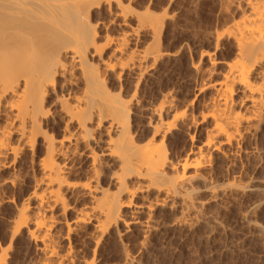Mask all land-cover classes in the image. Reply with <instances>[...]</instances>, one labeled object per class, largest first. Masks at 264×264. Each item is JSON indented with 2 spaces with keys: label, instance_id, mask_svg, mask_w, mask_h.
Instances as JSON below:
<instances>
[{
  "label": "bare ground",
  "instance_id": "bare-ground-1",
  "mask_svg": "<svg viewBox=\"0 0 264 264\" xmlns=\"http://www.w3.org/2000/svg\"><path fill=\"white\" fill-rule=\"evenodd\" d=\"M130 2L131 0H0V173L13 171L11 172L12 176L9 174L10 176L8 175L7 178H0V193L5 192L4 189L9 186L20 189V191L18 190L19 195L14 192L15 194H11V197L9 195V197L5 195L4 198L0 197V204L12 205L15 209V216L13 215L11 224H8L10 225V235L8 234L10 243L8 242V244H11L19 234L18 237L25 234L26 241L29 239L36 245L39 250L37 251L44 255L42 257L46 256L50 258L49 260L56 257L58 249L55 246H59L55 245L57 243L54 244V239L59 241L58 237L61 235L57 234L58 237H56L55 232H51L52 224L56 226L58 219L57 222H54L53 215L50 217L49 213H52V209L58 206L61 208L58 210H63L62 214L70 210L76 216L75 220H72L74 221L72 224L64 222L69 236L71 232H79L78 229L81 226H86L88 229L91 223L95 222L92 234L90 235L91 231L89 232V240L94 241L95 246L97 242L100 243L99 238L102 237L104 231L106 232L110 226L111 228L116 227L119 223H123L126 231H129L132 226L136 227L141 231L140 233L144 232L143 235L141 234L144 238L145 233L159 227L157 226L159 223L156 225L157 221L155 222L153 219L155 207L163 209L167 206L171 209L177 207L181 219L178 217V220H174L189 228V225H195L194 221H197V217L201 215V211L198 210L199 205L193 198L196 194L195 189L194 195L193 190L190 191L192 185L195 186L197 180L203 182V186L207 188L205 190H210L215 185L212 180V182L209 180L212 183V186L210 185L207 181L209 178H206V175L201 171L202 168L208 167L214 154L226 159L225 161L230 164L232 161L234 163V159L238 157L235 155L239 153L237 151L240 149L238 150L237 147L241 145L240 143L261 129L264 122V0H246L244 5V2L242 6L238 2L236 5L238 3L237 10L241 9L242 14L248 11L249 15L247 16L245 13L240 22H237L239 19L233 20L235 27L231 26L234 25L231 22V25L228 24L229 27H233V30L225 26L231 31L226 28L229 33L225 32L226 29L223 32L228 35L231 32L229 38L232 36L233 39H230L234 42V46L229 47L233 48V51H230L232 58L224 63L227 69L220 74L219 81L206 86L202 77L200 78L199 65L193 66L195 76H199L201 79L199 84L201 85L202 82L204 84L203 88L201 87L202 90L207 89L212 92V96L211 93L209 94L211 96L208 98L209 100L206 98L208 102L205 99L206 104L203 103L204 106L201 107L205 109V112L202 111L204 114L201 113L202 122H206L205 125L208 124L205 129L200 128L203 133L197 130L204 136L203 143L201 145L198 143L200 146L195 145L194 138L196 137H193L195 134H191L192 137L189 141L192 148L189 156L186 154L187 159L184 157V162L178 159L181 164L172 160L177 165L179 164L178 166L170 160L173 157L166 153L165 138L171 140L168 135H172L173 132L175 134V131L193 132L190 130L193 123L195 126L197 125V128L199 127L198 121L197 124L195 123L194 113L192 111L193 115L188 113L190 112L189 106V111L185 110L187 105H183L185 103L182 102L181 104L185 108L174 107L171 96L170 99L167 98L169 95L161 97L164 101L158 100L163 102L156 104L160 105L159 107L151 105L154 108L150 107L147 112L149 122H147L146 128L150 129L149 133L146 128L144 129L147 131L146 136L149 135L146 138L145 134L141 135L140 141V138L134 140L131 136V134L134 135L131 133L132 119V124H130L132 106L129 103H132L131 100L136 93L133 91L134 97L129 98L130 102L124 101L123 95L119 93L114 95L112 88V92L110 91L107 81L112 80L108 79L111 75L119 81L121 77L123 78L122 75L127 74L129 77L139 78L137 80L140 82L143 67L144 70L147 68L142 66V60L145 58V53L148 52H142L143 56H141L140 53H137L138 50L142 51L141 47L133 50L135 46H131V49L128 42L138 41L139 32L137 33V31H140L138 29L141 27L143 29V26H146L147 30L149 28L152 37L156 36L155 30L158 34V30L163 28L160 25L161 22L156 19L162 21L164 17L154 16V13L148 12V7L147 9L145 7L147 11L143 9L137 13L138 10L135 12L136 9H132L134 3ZM229 4L231 5V2ZM230 5L227 6L230 7ZM228 9L226 10L229 12ZM105 16L113 18L110 17L105 21ZM130 19L135 21V26L137 25L134 27L136 32L133 30L126 33V30L122 29L121 32L119 29L122 33L121 36L120 33H118V37L113 36L114 33L111 32V36L106 34L107 21L111 23L109 20H113L114 23L118 22V27L125 28L128 27ZM163 22L162 24H164ZM137 23H141L142 26L140 27V24ZM162 28L159 32L163 30ZM102 29H105L106 35L103 34L104 32H100ZM146 29L144 28V31H147ZM153 31H155L154 35ZM223 33L220 34L223 35ZM102 34L105 37H102ZM146 34L144 33L148 37ZM160 34L157 35L156 41L160 42L158 40ZM217 34L216 37H219V32ZM221 37L223 36L220 35ZM216 39L218 40L216 43L220 42L218 38ZM102 40L103 42H101ZM150 41L151 45L153 43L156 46L154 44L157 43L156 41L153 39ZM148 46L152 47L150 44ZM155 46L152 48L156 50ZM149 47L148 50L151 52L152 48ZM145 49L147 46L143 51ZM107 51H109V55L106 57ZM159 52L155 51L154 55ZM149 54L151 58L154 57L153 54ZM161 55L160 53V57ZM156 58L159 57L156 55ZM156 60L153 61L157 63ZM208 61L213 67L217 64L211 56H208ZM154 66L151 65L150 68L153 69ZM137 80L134 83H137ZM118 83L122 84L123 82ZM134 85V90H136L137 84ZM119 90L121 89L119 88ZM198 93L200 92L198 91ZM165 94L168 93L162 95L165 96ZM143 111L144 114L146 110ZM51 118L57 124L56 128L51 126V128L54 127L52 130L48 128L47 124L48 119ZM148 118L146 117V119ZM54 120H52L53 123ZM100 128L103 129V137L102 134H99L101 133ZM182 135L186 136L187 134L183 132ZM176 137L180 138V136ZM80 159H83L84 163L80 162L82 164L77 166L78 163L76 164L75 161L79 162ZM17 163L31 169L29 173L32 171L33 175H31L32 173L29 174L31 176L27 173L19 177L15 175L20 171L14 172ZM17 168L19 169V167ZM34 169L38 171V174L34 173ZM75 175H81L84 180L77 181L79 183L77 184L73 179L74 183H72L71 179L75 178ZM77 177L76 179H78ZM26 178L30 180L31 187H22ZM216 185L212 190L216 189ZM218 190L220 191V188ZM150 192H153L155 197L151 196ZM149 194L151 198L154 197V202L151 198L148 199ZM68 195H70L69 198L74 197L77 202L78 200L83 201L82 207H73L75 205L73 203L72 207L68 205L69 198H66ZM134 198L140 199L138 201L141 202H133ZM71 199L73 200V198ZM32 201L35 202V206L32 205ZM124 209H129V221L122 219ZM175 210L173 209V211ZM193 217H196L194 221ZM157 230L160 231V229ZM88 231L89 229L85 232ZM68 232H66V238ZM85 232L83 231V233ZM131 232L133 231L131 230ZM51 233L55 234V238ZM77 235L79 237L83 235L81 238H84V234ZM85 238L88 239V236ZM143 238L140 243L147 241ZM16 240L15 238L14 241L16 242ZM70 244L69 247L72 248L73 246ZM1 245L0 247H2ZM3 250L0 249V260H2V254L5 253L7 256L6 251L2 252ZM6 250L8 251L7 248ZM94 250L92 252H95ZM75 251H64V254L66 252L69 253V256L70 252L77 254ZM59 252L62 253V250ZM60 253L59 255H61ZM79 253L81 252L79 251ZM125 253L127 254V252ZM96 254L95 256H97ZM124 256L126 258V255ZM62 257L64 256L62 255ZM125 258V263H133H130L131 260H129L132 257ZM73 259L74 257L69 262L67 260L68 264L72 263ZM92 259L94 260V258ZM61 260L57 261L58 264L61 263ZM6 261L7 259L1 264ZM44 261L42 260L43 263L40 264H44ZM47 261L48 259L46 263ZM62 262L67 264L65 259ZM87 264H91V260Z\"/></svg>",
  "mask_w": 264,
  "mask_h": 264
},
{
  "label": "rangeland",
  "instance_id": "rangeland-1",
  "mask_svg": "<svg viewBox=\"0 0 264 264\" xmlns=\"http://www.w3.org/2000/svg\"><path fill=\"white\" fill-rule=\"evenodd\" d=\"M227 1L229 0H135V1L131 0L130 2L131 4L132 2L134 3L133 6L132 5L131 6H132V9L133 8L136 9V10L133 9L135 12L138 10L137 13L139 11H143L145 7L146 9L148 7L147 9L148 12L151 11L150 13H154L153 14L154 16L155 15L157 17L161 16L159 18L164 17L162 21H159L161 19L159 20L156 19L158 22H161L160 25L163 26V28L161 27L163 29L161 32H159L161 28L158 30V34L161 33L160 35L162 36V38L159 35L160 39L158 40H160V42L156 41V37L158 35L157 30H155L156 36L152 37L151 36L152 32L150 31L151 32L150 34L148 27H147L148 30L146 29V26L145 27L143 26V29H142L141 23H137V24H140L139 26L141 27L142 31L144 33H147L146 35H148V37L144 35L141 29H138L140 30V31L136 30L137 33L139 32L138 41L136 42L134 40L133 42L130 41L131 44L128 42V46H130L131 49L132 47L135 46V49L133 50H137L141 47L140 49L142 51H139V50L137 51L138 54L140 53L139 55L143 56L142 52H148V53H145V55L151 53V55L153 54L154 57L151 58L150 54L146 56L144 55L145 58L142 60V66L144 65L145 68L146 67L147 68L145 69L146 70L145 71L143 67L144 74L142 72V77H140L141 78L140 82H138L137 80L139 78H134L133 76H130L131 77L130 78L129 75L124 74L122 75L123 78L122 77L120 78L121 81L120 80L118 81V79L113 78L112 75H111L112 77L109 76L108 79L111 78L112 80L113 79L114 80L113 81L111 79H110L111 81L108 80L107 84L111 92L113 89L114 95L115 94L118 95V93L123 95L124 101H129L135 95V97L131 100L132 103H129L131 104L130 106H132L131 107L132 111H130L131 112L130 124L133 123L131 125V133H133L134 135L131 134V136H133L132 138L134 140L135 139L138 140V138H140L139 139L140 141L141 135L144 136L145 134L144 136L145 138L149 135L148 134L146 136V132L148 131L147 133H149L150 131V129L147 130L148 127L146 128L148 124L147 122H149L148 121L149 115L147 114V112L150 110V107L151 108L153 106L159 107L160 105H156V104L163 103V102L162 103L159 102L161 100L164 101V99H161V97H166L169 95L167 97L169 98L171 96V99H173L172 102L174 103L173 106L176 108L182 107L180 109H183V107L185 108V106L183 105H187L186 106L187 108L189 106L190 112L188 113L192 115L194 113L193 115L194 119L196 118L195 123L197 124V121H198L199 128H197V125L195 126L193 123V127L191 126L190 130H193V132L195 133H193L192 131H189V132L188 131L186 132L185 131H175V134L173 132L172 135L171 134L168 135V137L171 140H167V137L165 138L166 141L164 140L165 141L164 143L166 142L167 143L165 144L164 147L165 148L167 147L165 149L167 150L166 151L167 155L169 154L168 156H170L171 154V156L173 157V159H170L171 161L174 160L179 163L180 161L178 159H181V162H184L185 161L184 157L186 158L187 156H189L190 149L192 148L191 142L189 141L190 137H192L191 134H195L193 136V137H196L194 138L196 140L195 145L198 146L199 145L198 143H200L201 145L204 141L202 129H205V127L208 124L205 125L206 122L205 123L202 122L201 113L204 114L205 109L204 108L202 109L201 107H203L206 104L205 99L206 98L208 99L212 96V92L207 91V89H203L205 90L203 91L202 85L206 84L207 86L209 83L214 84V82L219 81V79L221 78L220 74L226 71L225 69L227 68L224 63L228 62L229 59L231 60L232 58L231 52L233 51V48H229V47L234 46L233 44L234 42L231 41V39H233L232 36L230 37L231 39L229 38V35H231V32L228 35L229 33L228 30L231 31V29L233 30V27H235L233 20L239 19V21L237 22H240V19L243 18L244 14L248 12L246 11L245 13L243 12L242 14L241 9L237 10L238 3L239 5L241 4L242 6V3L244 2L243 3L244 5L246 0L245 1L243 0L235 1L234 0L235 2L231 0L229 1V3L231 2V5L227 3ZM236 2H238L237 5H236ZM226 4L228 6L230 5V7H228ZM234 6L236 7V9L234 8ZM227 8H229L228 10L230 13L226 10ZM145 10H144V13L147 11ZM246 15L248 16L249 14L247 13ZM107 17L106 16L104 17L105 21L106 19L108 20L110 17L111 19L113 18L112 16L110 17L107 16ZM133 19L136 20L135 18ZM133 19L129 20L128 27H125V28L118 27V22L114 23L113 20H109L111 21V23L107 21L106 24L108 25H106V31H107L106 34L111 36L114 33L113 36L115 35V37H118L119 36L118 33H120V36L122 35L121 33L122 29L123 31L126 30L125 31L126 33L127 31L129 32L130 31L132 32L133 30L135 31L134 27H136L137 25L135 26L136 23ZM162 22L164 24H162ZM230 22L234 25H231ZM228 24H230L233 27L232 28L231 26L229 27ZM160 25H157V26L160 27ZM102 28H105V27H102ZM144 28L147 31H144ZM119 29L121 30V32ZM235 29L236 28H234V30ZM224 30L225 32L226 31L228 32L226 33L227 35L223 33ZM106 31L105 29L104 30L102 29V31L100 32L101 33L104 32L103 34L106 35L105 34ZM155 31H153V35ZM217 32H219V34L223 33V35L220 34L223 37L220 38V35L219 37L218 36L216 37V35H218ZM103 34H102V37H105ZM224 35L226 36L224 37ZM216 38L218 39L220 38L219 39L220 42L216 43L218 41ZM152 39L157 42V43H154L156 44V46L153 45V43L151 45L150 40ZM227 39H229L231 42ZM101 42H103V40ZM147 43H149L150 46L152 47L155 46L159 48L160 52H159V49L157 48L155 50V48L149 47L148 46L149 44ZM145 45L147 46V49H145L146 51L145 50L143 51V49L146 48ZM148 47L152 48L150 49L152 50L151 52H149ZM155 51L156 53L159 52L158 53L159 55L158 54L156 55L160 59L159 58L158 59L156 58L157 60L155 59V56H156L154 55ZM107 53L108 54L106 55V57L109 55V51H107ZM160 53L162 54L161 57H160ZM208 56H211V58L214 59V61H216L217 64L214 67L208 61ZM152 59L156 60L157 63L154 62ZM143 62L145 63L143 64ZM149 63L152 66L155 65L154 67L156 68L157 71L155 70L154 67H153L154 70L150 68L151 65ZM194 65H199V68L201 69L200 78L202 77L201 79H203L202 81L204 82V84H202L203 82L201 83V85L199 84L201 82V79L199 78V76H195L196 74L194 73V70H193ZM125 76H126V79H125ZM136 80H137V83H134L136 82ZM118 82L120 83L123 82V83L119 84ZM133 83L137 84L136 90H134L135 85ZM119 85H121L122 87H120ZM198 85H200V87H198ZM119 88L121 90H119ZM197 88H201V89H197ZM133 91L136 94H134ZM198 91L200 93H198ZM160 92L162 94L163 93H168V94L167 95L165 94L164 96ZM181 102L185 104L182 105ZM179 103L181 104V106H179L180 105ZM175 104L176 105L179 104L178 105L179 107L176 106ZM50 108H53V107H50ZM187 108L185 110L189 111V108L188 110ZM180 109L178 110L180 111ZM142 111L144 112V114L142 113ZM144 115L148 119H146ZM131 119H132V123H131ZM52 120L54 119L52 118L48 119V123H47L48 128H50L51 130L54 127L56 128L57 126V124L55 123V120H54V123ZM201 123L202 125L204 124L205 126L203 125L202 127ZM52 125L54 127L51 128ZM132 126L134 129L132 128ZM144 128H146L147 131H145ZM260 128L261 129H259L257 133L252 135L253 137L252 136L247 137L245 139L246 141L244 140L240 143L241 145L239 144L240 146H238L237 149L238 150L240 149V150L237 151L239 153L235 155L238 157L234 159L235 161L234 163L232 161V163L230 164L229 162L225 161L226 159L220 157L217 154L216 155L214 154L215 156L213 155V157H211L212 158L211 163L212 162L213 163L212 164L210 163L208 167H205L204 169L202 168L201 171L206 175L205 177L209 178L207 181L209 182V180L210 181L212 180L213 183H215V185L217 184L216 185L217 192H215L216 189L212 190L215 188V185L212 186L211 185L212 183L210 182L209 183L212 186V188L210 187L211 191L209 189L205 190L207 188L203 186V182L201 183L200 180L195 181L196 182L195 186L192 185L193 187H196V188L192 187L190 191L193 190L192 193L194 195V189H195L196 194L195 196L193 195L192 196L194 198V201H196L199 205L198 206L196 204L198 206V210L201 211L200 212L201 215H199L200 218L198 216L197 221L196 220L194 221L196 217L195 218L193 217L192 219L195 222V225L193 224L194 226L191 224L189 225V228H188V226L185 225L187 227L186 228L184 225L182 226V223L180 224L179 221H176L179 218L181 219L180 217L181 214L180 213L178 214L179 209H177V207L176 208L172 207V209L169 208L168 206L167 208L164 207V209L162 207L161 208L155 207L154 208L155 210L153 212V214L155 213V215L153 216H155L156 218L153 217V219H155L154 220L155 222L157 221L156 225L159 223L157 226L160 227L162 225L160 228L157 227V229H160V231L155 228L154 231L149 232L151 234L145 233L146 236L144 234L145 237L143 238L142 235L144 232L140 233L141 231H139V229L132 226V228L129 229L130 232L127 230L129 232L128 233L125 230L126 228L123 225V223H119L118 225H116V227L111 228L110 226L106 232L104 231L103 233L105 234L104 236L103 234H102V237L100 236V238L97 236L99 238L100 243L97 242V245L99 246L97 245L95 246V243H93L94 241L89 240V237H90L89 232L91 231L90 233L91 235L93 231V223L95 222L91 223L92 229H91L90 224H89L90 226L87 225L89 226V228L87 227L89 229L88 232H85L86 230H88L86 229V226L85 227L81 226L82 228H85L83 231L86 234L83 233V231L81 230L82 228L80 227L78 229L79 232L78 231L76 233L71 232L69 236V232L66 226L64 225V222L65 224L66 222H68V224L70 223L72 224L74 222L72 220L73 219L75 220L74 217L76 216L74 215V213L70 212V210H67L65 211V214H62L63 210H58V208L61 209L59 206L56 208L54 207L52 209V213H49V215L50 217L53 215L52 218L54 217L55 219L54 222H57V219H58V222H57L58 224L56 223L57 224L56 226L52 224L53 226L51 228V232L54 231L56 234V237H58L57 234H60L61 237L59 236L58 238L60 239L62 238L61 241L60 239L58 241L55 238V234L53 235L54 232L51 233L55 238L54 244L57 243L55 245L59 246V247L55 246L58 249V250L56 249L58 252V255H57L58 257L56 256L52 258L55 260L56 262L55 263L54 260L51 259L53 261L52 262L51 260H49L50 258L46 256L42 257L44 255L38 252L39 251L38 247L34 245L31 241H29V239L27 240L29 242L26 241L27 237L26 238L24 237L25 234H21L24 238L22 236L18 237L20 235L19 234L17 237H15L17 239L16 242L14 241L15 240L14 238L11 244H8L9 242L8 238L10 239L9 237L10 225L8 224L9 223L11 224V220H13L12 218L15 216L14 215L15 209H14V206L12 207V205L9 206L6 204H0V245L3 242L1 245L2 247H0V249L3 250L5 248L2 252L4 253V251H6V255H7L5 256V253L1 255L2 260H0L1 261L0 264L3 263L6 259L8 262L6 261L5 263L7 264H40L42 260L44 261L45 258L46 260L48 259V261H50L49 264L50 263L58 264L57 261H59V259H62L61 263L59 264H64L62 262L63 259H65L66 262L67 260L69 262V260H72V257H74L73 260L75 261V263L73 261L72 263L70 262L69 264H73V263L74 264H77V263L87 264V262L90 263V260H91V264L92 263L94 264H127L124 262L125 261L124 255H126V258L128 256L132 257L129 259L131 260L130 263L133 262L132 264H264V122L262 123ZM50 129H48V131L51 132ZM102 130L103 129L100 128L99 131L101 133L99 132L98 133L102 134L103 133ZM197 130H200L202 133L200 134L199 133L200 131H197ZM97 131H95L96 134H97ZM183 132L184 134L185 133L187 134L186 136H188L189 133L190 135L186 137L185 135H182ZM175 135L178 137L180 136V138L178 139ZM103 136L104 135L102 134V137ZM200 136H202L203 138ZM144 137L142 138L144 139ZM175 139H177L178 141H176ZM199 139H200V142H199ZM250 151L252 152V154ZM80 160L81 161L79 162H77L78 160L75 161L76 164L78 163L77 166L84 163L83 159H80ZM19 164H22V163L19 162ZM19 164L17 163L15 165L16 170H14V172L15 171L17 172L19 170L21 172L19 171L20 174L17 172V174L15 175H17L18 177L26 173L28 175L32 173L31 175H33L32 171L29 173L31 169H27L26 166L24 167L22 166L23 164L21 166ZM174 164L177 165V163H174ZM17 167H19V169ZM34 170H33L34 173L38 174V171L36 169ZM190 171L192 170L190 169ZM11 172L13 171L11 170L2 171L0 173V178H7L9 174L12 176L13 173ZM80 176L81 175H75L74 176L75 178L71 179L72 183L84 180V178L81 176L82 177L81 179ZM76 177L78 179H76ZM73 179H75L74 182H73ZM29 182L30 180L26 178L25 184L22 187L24 188L31 187L32 185ZM105 183H108V182H105ZM77 184L79 183L77 182ZM105 185L108 186L107 184ZM135 187L137 186L135 185ZM218 188H220V191L218 190ZM13 189L14 188H12L11 186H9L8 188H5L4 189L5 192L2 191L0 193V195L2 194L0 197L1 198H4L5 196L9 197L11 194L13 195L15 193L16 195L20 194L19 193L20 189H14L15 191ZM224 191L226 192L224 193ZM150 193H151V196L154 195L153 192H150ZM69 196L70 195H68L66 198H69ZM148 196H147L148 199L151 198L150 194ZM154 197L151 198L153 202L155 201ZM71 198H73V200L76 201V199L71 196L69 198V201L67 199L68 205H71L73 203L75 204V205L72 204L73 207L78 208L79 206L82 207L81 205L84 204L83 201H79V200L78 202L76 201L74 203V201ZM135 199L136 201H134ZM138 200L140 199L134 198L132 201L136 203ZM138 202H141V201H138ZM32 205L35 206L34 201H32ZM173 209L174 210L177 209V210L173 211ZM128 210L124 209L123 210L124 214L122 213V219L125 221L130 220V214H129L130 212H128ZM49 215H47L48 218H50ZM52 218L50 219L53 221ZM144 218L142 219L144 220ZM193 221H191V223H194ZM175 222L177 223L175 224ZM134 228L136 229L134 230ZM131 230L133 232H131ZM136 230H138L139 232L138 231L136 232ZM66 232H68L67 238H66ZM74 233L76 234V236H73L75 235ZM81 233L84 234V238H81L83 237ZM77 234H80L82 236L79 237V235ZM87 236H88V239L85 238ZM142 238L143 240L147 239V241L145 240L146 243L145 241H143V243H140L142 241ZM68 241H69V244L71 243L70 245L73 246L72 248L69 247ZM140 244H142L141 245L142 247L140 246ZM8 245L12 247L9 248ZM68 247H69V250H67ZM95 247L96 249L94 250ZM6 248L8 249V251L6 250ZM59 250H62V253H60ZM75 250H77L78 252ZM93 250L97 254L95 252H92ZM64 251H68V252L75 251V253L77 254L70 252V256H69L68 255L69 253L66 252L64 254ZM79 251L81 253H79ZM125 252H127V254ZM59 253L61 255H59ZM71 254H74L75 256L80 254L78 255L79 257L77 256L79 260L74 255L71 256ZM92 254H93V257H91ZM95 254L97 256H95ZM62 255L64 257H62ZM81 256L82 258H86V259H82ZM2 257L4 258L6 257V258L3 259ZM66 258H70V259H66ZM89 258L91 259L89 260ZM92 258H94V260ZM46 260L44 261L45 262L44 264H48V261L46 263ZM84 260H88V261L85 262ZM78 261L79 262L83 261V262L79 263Z\"/></svg>",
  "mask_w": 264,
  "mask_h": 264
}]
</instances>
